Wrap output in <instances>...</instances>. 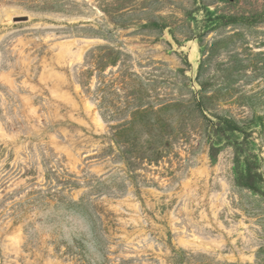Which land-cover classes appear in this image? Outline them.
<instances>
[{"label":"rangeland","instance_id":"374dc122","mask_svg":"<svg viewBox=\"0 0 264 264\" xmlns=\"http://www.w3.org/2000/svg\"><path fill=\"white\" fill-rule=\"evenodd\" d=\"M0 125V264H264V0H0Z\"/></svg>","mask_w":264,"mask_h":264},{"label":"bare ground","instance_id":"6f19581e","mask_svg":"<svg viewBox=\"0 0 264 264\" xmlns=\"http://www.w3.org/2000/svg\"><path fill=\"white\" fill-rule=\"evenodd\" d=\"M18 13V12H17ZM6 16L9 18V19H13V16L12 15H9V13H6ZM16 18V17H15ZM74 20V19H73ZM13 21V20H12ZM77 44V41H68V42H63L61 43L60 45V51L57 55V59H58V62L62 63V62H65L66 59H68V57L70 56L71 54V57L76 59V60H79L80 58L83 57V54L85 52V46H82V47H77V51H72L73 47L76 46ZM70 58V57H69ZM73 60V59H72ZM70 65V64H69ZM51 70V69H50ZM48 71V70H47ZM50 72V71H49ZM59 74V72H58ZM60 75V74H59ZM58 75V76H59ZM44 79V78H43ZM56 85V84H55ZM59 85L56 86V88H54V90H52V93L56 95V97H62L63 96H60L59 95ZM66 94V93H64ZM65 97V96H64ZM67 97V96H66ZM30 106V105H29ZM35 107V106H34ZM86 108V106H85ZM88 108H91L90 106H88ZM32 112V110H31ZM96 122L97 124L99 125L100 124V120H97L96 119ZM101 125V124H100ZM7 133L4 132V129L3 127L0 125V138H3L4 140L6 141H9L8 137H7ZM10 138V137H9ZM11 139V138H10ZM220 206V204H219ZM197 239V238H196ZM191 242V241H190ZM184 243H186V241H184ZM192 243V242H191ZM190 243V244H191ZM193 244H196L198 247H201L202 245L200 243H195L193 242Z\"/></svg>","mask_w":264,"mask_h":264}]
</instances>
